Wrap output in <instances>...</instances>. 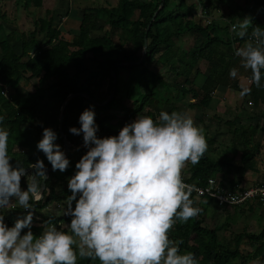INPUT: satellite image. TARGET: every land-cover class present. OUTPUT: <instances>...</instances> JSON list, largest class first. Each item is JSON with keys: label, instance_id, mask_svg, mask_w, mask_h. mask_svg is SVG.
Instances as JSON below:
<instances>
[{"label": "trees", "instance_id": "1", "mask_svg": "<svg viewBox=\"0 0 264 264\" xmlns=\"http://www.w3.org/2000/svg\"><path fill=\"white\" fill-rule=\"evenodd\" d=\"M160 2L161 0H119L113 7L85 8L79 27L71 38L53 26L51 16L37 18L35 28L29 32L6 33L0 22V116L4 117L0 126H6L10 133L9 156L13 166L19 163L20 166L28 167L37 159L43 160L46 168L50 166L44 154L37 150L36 144L44 127H54L58 134L56 141L62 143L58 129L59 112L69 94L85 92L97 103H103L113 92L108 101L100 106L82 96L72 98L65 106L61 130L71 143L68 155L70 167L63 173L58 170L49 173L44 199L34 204V210L43 209L53 202L59 203L69 195L67 178L73 174L75 163L86 151L85 147L80 146L83 143L82 134L74 136L69 128L80 127L79 115L86 108H93L99 126L97 135L105 137L117 134L125 123H129L137 114H142L145 107V115L158 119L161 109L159 104L164 101L163 97L172 100L190 93L197 101L189 103V107L203 110L211 105L213 91L218 88L230 87L241 92L237 80L229 77V70L237 61L232 43L237 45L247 37L242 39L229 33V27L237 23L238 19L249 16L253 25L264 28V0H200L205 14L211 9L224 8L223 12L229 23L223 25L216 21L205 24L195 22L193 11H181L186 4L185 0H164L163 7L151 19ZM173 2L176 7L167 10ZM20 3L25 8L30 4L39 7L41 0H20ZM2 15L0 9V18ZM115 30H119L120 37H117ZM222 31L228 34L224 36ZM100 33L104 34L99 36ZM182 34L195 36L194 45L186 51L174 43V39ZM144 37L147 39V48L143 61L140 64L117 65L140 59ZM122 39L128 47H124ZM13 42L19 43V52L14 49ZM221 46L228 52L219 50ZM200 59L206 63L211 62L207 74L196 66ZM152 63L167 65L181 80L167 81L158 71L149 68ZM111 69L116 77L114 83ZM199 76L204 78L197 81ZM32 77L37 78L33 90L19 95L17 90L20 81ZM49 79L53 81L45 86ZM121 83L123 85L120 87ZM133 84L144 90L138 101L133 99L126 105L123 98L131 99ZM249 87L252 105L257 107L264 104V88H256L254 85ZM153 96L157 97L156 101H153ZM174 110L176 105L172 104L168 112ZM119 114L121 118L118 120ZM260 115L261 121L256 119L253 123L237 116L225 121L235 144L240 145L237 164H234L233 158L227 156L226 152L221 156H214L210 149L214 141L212 137L205 135L208 150L197 165L189 163L187 180L205 184L208 178L220 179L217 176H221L224 179L227 173L234 170L239 173V179L228 180V186L232 189L240 184L242 175L247 170L255 171L256 157L260 155L262 147L260 142L253 139L255 130L261 129L264 133V109L260 111ZM28 172L31 173L30 170ZM21 185L25 188L27 186L24 177L21 178ZM256 185H264V180ZM207 199L214 201L210 197ZM69 219L66 216L47 215L41 221L55 224ZM202 222L200 216L186 223L177 221L169 233L170 239L183 240L181 251L194 253L199 264H243L249 258L256 257L260 264H264V227L257 233L244 231L235 235L231 246L217 242V229L204 227ZM6 223H14L12 212ZM32 230L38 235L41 227L32 225ZM244 237L249 246L255 245L251 255H243L240 251V243ZM78 264H98V261L79 259Z\"/></svg>", "mask_w": 264, "mask_h": 264}, {"label": "clouds", "instance_id": "2", "mask_svg": "<svg viewBox=\"0 0 264 264\" xmlns=\"http://www.w3.org/2000/svg\"><path fill=\"white\" fill-rule=\"evenodd\" d=\"M231 31L247 39L235 49L239 67L231 68L229 77L237 79L242 68L250 72V85L264 88V28L244 16ZM250 93L251 87L244 86L240 96ZM3 120L0 116V125ZM79 124L69 128L74 136L82 134L86 149L67 178L64 215L70 218L69 230L44 221L38 235L32 231L34 204L44 199L47 168L41 159L27 167L34 170L31 173L19 163L13 166L10 133L0 126V209L14 204L26 210L12 225L0 211V264H78V259L98 264H199L194 253L181 251L183 240L170 239L169 233L177 221L186 223L202 211L191 198L200 189L184 181L183 170L189 163L197 165L208 150L203 129L187 112L161 110L158 119L136 116L117 134L99 137L92 107L81 112ZM57 139L55 131L44 127L36 148L53 171L63 173L70 160ZM252 264H260L259 259Z\"/></svg>", "mask_w": 264, "mask_h": 264}, {"label": "rangeland", "instance_id": "3", "mask_svg": "<svg viewBox=\"0 0 264 264\" xmlns=\"http://www.w3.org/2000/svg\"><path fill=\"white\" fill-rule=\"evenodd\" d=\"M186 1L190 2V0H186ZM238 1L243 2V0H238ZM14 7H15V5H14ZM175 7L176 6H174V2H173L172 5L167 8V10H172ZM185 10H190V11L195 10L194 13L196 14V16L193 19L196 20L197 22H199L200 24L208 23V21L209 22L210 21H217V20H219V17L221 16V13L217 12L215 9L209 10V12H207L206 14L203 13L204 7L202 5H200L197 2V0L193 1L190 4H185V6L183 7V9L181 11H185ZM220 10L223 13L224 8L221 7ZM35 15H38V14H35ZM202 15H205V16L203 17ZM15 16H16V14H15ZM16 18H19V17H16ZM24 18H25V20H23V21L16 20L17 21V28L20 30L26 29V31H28V30L32 29L31 28L32 27V18L28 19V15H26ZM65 30H67V29H65ZM76 31L77 30H74V32H76ZM116 32L119 33V31H116ZM103 34L100 33L99 36H102ZM222 34L225 36L226 32L222 31ZM194 40H195V36L188 35V34H182L180 37H177L174 39V43L176 46L181 47L186 51L194 45ZM13 46H14V49L19 52V50H20L19 43L13 42ZM124 47L126 48V47H128V45H124ZM196 66L204 74H207L208 69H210V67H211V62L206 63V62H204L203 59H200ZM149 68L158 71V73L162 74L165 77V79L169 82L181 80V77L177 78V76L171 71V69L167 65L162 64V66H159L158 64L152 63L149 65ZM121 74L124 76L125 75L124 71H122ZM202 78H204V77L199 76L197 78V81H201ZM51 81H53V80H50V79L47 80V82L44 85L47 86V84H49ZM36 82H37L36 77H32V78L27 79V80H25V79L22 80V82L20 83V87L17 90L19 95L25 94L29 91H32L33 85H35ZM121 85H123V84L122 83L119 84L120 87H121ZM105 86L107 87V83ZM220 89L221 88H219V90H217V91H213V95L218 97L219 99H215V101H213V103H211V105L208 108L203 109V110H198V109L189 107V103L195 102V100L197 101V98L191 97L190 93L186 94L182 97H179L178 99H172V100H170V99L167 100V98L163 97L164 101L160 102L161 107L159 104V108H161L160 111L161 110L169 111V109H171V107H172V104H175L176 110H174V111L187 112L193 118L195 125H197L198 127L203 129L204 135H206L208 137H212L214 143L212 146H210L211 147L210 149H211V152L213 153V155L214 156H221L222 154H224L226 152L227 156H230L233 158L234 163H238L239 162V155H240V145L235 144L233 142L234 138L228 132L225 121L231 120L237 113H240L239 116L243 120L245 119L246 121L248 120V122L253 123L256 121V119H258L257 115L255 116V114H259L260 111L264 109V104H261L257 107H254L252 105V102H251L252 99L249 95L241 97L240 92H238L236 90H233V89L230 90L228 88L227 90H224L221 92ZM121 90L123 91V89H121ZM143 90H144L143 88H141V87L137 88L133 84V88L131 90L132 93L130 95L131 99L123 98L124 99L123 101L125 102L126 105L130 104V100L136 99L138 101L139 95H141V92H143ZM172 97L174 98V96H172ZM152 98H153V101L157 100L156 96H153ZM212 100H214V99H212ZM146 110H147V107H145L142 110V114H137L136 116L137 117L144 116L146 113ZM235 112H236V114H235ZM202 113H203V115H202ZM249 115H251L252 117H248ZM135 117H133L130 120V122L133 119H135ZM117 118L119 120L121 118V114H119V116ZM115 122L116 121H113V123H115ZM51 129L54 131V127H52ZM255 131L257 133V136H255V138L261 139L260 143L264 142V133H262L261 129H257ZM56 143L61 145V148L63 150L62 143H60L59 141H56ZM213 147H215L216 150L213 149ZM256 158H257L256 159L257 170L253 173L248 174V176L251 175L250 179H252V180L250 182H258V181L262 182L263 181L261 179L264 178V147H263V149H261L260 156H258ZM188 167H189V164L183 170V175L186 177L188 176V171H187ZM230 174L227 173V175H225V178L232 176V174H235L236 176L239 177V173L237 171L232 170L230 172ZM243 175H242V177H243ZM220 178H222V177L220 176ZM234 180H237V178H235ZM225 183H226V185H229V182L226 179H225ZM242 186H244V185H242ZM250 186H254V185H250ZM21 188L25 189V186L21 185ZM194 200H195L194 206L200 208V206H201L200 200L201 199H194ZM65 201H66V199L59 202V203L53 202V203L48 204L43 209L34 210V218H33V224L32 225L42 227L41 224L44 221H41V219L45 218L47 215H52L54 217L65 216L64 215V210L66 207ZM208 203H211V202L209 201ZM211 205H212L211 207L215 206V204L213 202ZM241 205L246 209L244 204H241ZM226 206H227L226 209L222 208L221 211L218 213V215L222 216V218H221L222 221L219 219V217L216 218V219H219L218 225H220V221L222 223H224V222H227L226 220H229L228 225H238V227L241 228L242 224L248 223L249 224L248 225L249 230L252 232H257L258 230H260L264 226V225H258V222H257L256 218H254V216H250L251 219L247 218L245 216V214H248V213H243V214L239 213V216L236 214L235 218L238 217V220L231 223L229 217H228L229 219H225V217H224V216L228 215L226 213V211H227L228 207H231V205H226ZM16 208L17 207H15L14 204H10L8 209H0V211L5 212V220L6 221H7L11 212L13 214L14 222L17 219V217H22L25 214L26 210L19 209V208L16 209ZM263 216H264V214H263ZM206 217H207V219H206L207 226L213 227V225H215V223L217 224L216 219H214L213 215H212V217H209V216H206ZM68 222L69 221H60L59 223H55V225L57 227H60V229L64 228L68 231L69 230L68 229ZM254 224H256V225H254ZM223 230H220V232H219L220 235H221ZM247 230L248 229L246 227V231ZM32 231L34 233V230H32ZM224 232L229 233L228 231H225V230H224ZM217 242H219L220 244H223L220 241V239H218ZM254 248H255V245H252L250 247L246 243H243L240 245V251L242 252L243 255H246V254L251 255ZM257 259H258L257 257L251 258V259L249 258L248 261L243 263V264H252V261L257 260ZM237 261H239V259H237Z\"/></svg>", "mask_w": 264, "mask_h": 264}, {"label": "crops", "instance_id": "4", "mask_svg": "<svg viewBox=\"0 0 264 264\" xmlns=\"http://www.w3.org/2000/svg\"><path fill=\"white\" fill-rule=\"evenodd\" d=\"M118 1L119 0H41V5L39 7H35L32 4H30L29 6H27L25 8L20 3V0H18V2H17V0H0V9H1V13L3 14L1 16V18H0V22L3 24L4 31L6 33H9V32H12V31H17L19 33L20 32H29V31H32L35 28L34 23H35L37 18H44L46 16L47 17L51 16L52 19H53V23H52L53 26L56 27L57 29L61 30L62 33H64V35L66 37L71 38L73 36L72 34H74V30H77L78 27H79L80 20H81V14H82V11L85 8L113 7V6L117 5ZM193 1H195V0H190V2H187L185 0V3L186 4H190ZM197 2L200 5H202L200 0H197ZM14 5H15V7H14ZM216 11L221 13V16L219 17V20H217L216 22H219L222 25L224 23H229L228 22V17H226L224 15V12L222 13V11L220 9L216 10ZM193 12H195V10ZM203 13H205V12L203 11ZM15 14H16V16H15ZM35 14H38V15H35ZM26 15H28V19L32 18V27H31L32 29H30L28 31H26V29H24V30L21 29L20 30V29L17 28V21L16 20L23 21V20H25L24 17ZM195 16H196V14L194 13L193 18ZM202 16L204 17L205 15H202ZM16 17H19V18H16ZM194 21L197 22L196 20H194ZM230 27H231V25H230ZM230 27H229V33L232 34L233 32L230 30ZM65 29H67V30H65ZM115 33L117 34V37L118 36L120 37V33H117V32H115ZM39 37H43V35H39ZM244 42H245V40L241 41L237 45L232 43V47L236 49L237 47L242 46ZM122 44L123 45L125 44V40L124 39H122ZM219 50H221L223 52H228V51H226V48L224 46H221V48ZM234 67H239V58L238 57H237V61L234 64ZM249 77H250V72H245L244 69L240 68V76L236 80H237L238 85L240 86L241 89L244 86H250ZM21 82L22 81H20V83ZM19 87H20V84H19ZM228 88L230 90H232L230 87H226L224 89L222 88L220 90L222 92L224 90H227ZM217 90H219V88L216 89L215 91H217ZM238 92H240V91H238ZM21 95H24V94H21ZM212 97L214 99V100H212V103H213V101H215V99H219L218 97L214 96L213 94H212ZM235 114H236V112H235ZM239 114L240 113H237L235 116L240 117ZM256 115L258 117L257 120L261 121L260 113L259 114H255V116ZM248 117H252V116L249 115ZM255 136H257V133L254 135V139L253 140L255 142H260L261 139H256ZM233 142L235 143L234 140H233ZM261 145H262L261 147L263 149L264 142H262ZM234 164H237V163H234ZM256 170H257V168H256ZM255 171L247 170L244 173V175H243V177H242V179L240 181V183L242 185H244V187H248L250 185H256V184L261 182V181L250 182L252 179H250L251 175L248 176V174L253 173ZM217 177L220 178V176H217ZM235 178H237V180L239 179L238 176H236L235 174H232V176H229L228 178L224 177V179H222V178H220V179H222L225 182V179L228 181L230 179H235ZM261 180H264V178L261 179ZM241 184H239V185L242 186ZM193 201H195V200H193ZM208 202H209V200L206 199V198L200 200V205H201L200 208L202 209V211H201V213L198 216L201 217V219L203 221L202 225L204 227H207V228H214L215 227V229H217L216 230L217 240L220 239V241L224 245H233L234 244L235 235L246 231V227L248 229L247 230L248 233H257L258 231H260L264 227L263 226L257 232H252V231L249 230V227H248L249 224L248 223L242 224L241 228H239L238 225H228L229 220H226L227 222L222 223L221 222L222 221V219H221L222 216L218 215V213L221 211L222 208L226 209L227 206L215 203L214 201H210L211 203H208ZM212 202L215 204L214 207H211L212 206L211 205ZM259 202H261V203H259ZM244 205H245L246 209L242 205H238V206L231 205V207H228V209L226 211V213L228 215L224 216L225 219H229L230 218V221L232 223V222L238 220V217L235 218L236 214L239 216V213H242V214L243 213H248V214H245V216L247 218L251 219L250 216H254V218H256V220L258 222V225H264V218H263L264 217L263 216V214H264V199L254 200V201L246 203ZM205 215L209 216V217H212V215H213L214 219L219 217V219L221 220L220 221V225H218L219 224V219H216L217 224L215 223V225H213V227L207 226V221H206L207 217ZM254 225H256V224H254ZM223 229L225 231H228L229 233L224 232ZM220 230H223L221 235L219 234ZM247 242H248L247 238L244 237L242 239L240 245L243 244V243L247 244Z\"/></svg>", "mask_w": 264, "mask_h": 264}, {"label": "built area", "instance_id": "5", "mask_svg": "<svg viewBox=\"0 0 264 264\" xmlns=\"http://www.w3.org/2000/svg\"><path fill=\"white\" fill-rule=\"evenodd\" d=\"M231 30V27H230ZM83 146V143L80 144ZM183 179L188 184H193L200 189V192H193L192 199H204L212 198L216 203L222 205H241L252 202L257 199H264V192H259L256 190L264 189V185H254V186H240L235 185L232 189L226 185L222 180L211 177L208 178L205 184H195L189 182L187 177L183 175ZM250 193H254L251 194ZM235 199L241 201L239 203H231Z\"/></svg>", "mask_w": 264, "mask_h": 264}, {"label": "water", "instance_id": "6", "mask_svg": "<svg viewBox=\"0 0 264 264\" xmlns=\"http://www.w3.org/2000/svg\"><path fill=\"white\" fill-rule=\"evenodd\" d=\"M164 5V0H161L158 8L154 11L153 15H152V18L151 19H154V17L157 15L158 11L163 7ZM150 26V23L148 24L147 26V29L149 28ZM146 48H147V39L144 37V42H143V47H142V50H141V57L139 60L135 61V62H120V63H117V65H132V64H140L143 59L145 58V55H146ZM111 74L113 76V83L116 81V77H115V74L114 72H112V69H111ZM113 92H111V94L109 95L108 99L112 96ZM78 96H82V97H85L86 99H88L91 103H93L94 105H97V106H100L104 103H106L108 101L105 100L103 103H97L94 99L90 98V96L88 94H86L85 92H76V93H71L69 94L66 99L64 100L61 108H60V112H59V126H58V129H59V135L62 139V146H63V151L65 152L66 156L68 157L69 155V152H70V147H71V143L66 139L64 133L62 132L61 130V126H62V120H63V110L65 108V106L68 104V102L74 98V97H78ZM29 167V166H28ZM28 170H30L31 172H33L34 170L32 169H28L27 167H25ZM53 171L51 169V165L47 168V177L49 175V173ZM45 189V188H44Z\"/></svg>", "mask_w": 264, "mask_h": 264}]
</instances>
